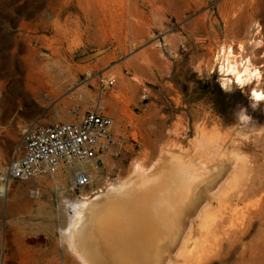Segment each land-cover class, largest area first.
<instances>
[{
	"label": "rangeland",
	"instance_id": "obj_1",
	"mask_svg": "<svg viewBox=\"0 0 264 264\" xmlns=\"http://www.w3.org/2000/svg\"><path fill=\"white\" fill-rule=\"evenodd\" d=\"M229 52L239 69L250 64L262 78L243 86L225 77L221 67ZM42 62L56 63L63 76L57 96L48 94L54 86ZM0 90L6 154L0 185L12 188L0 197V264H89L84 222L73 228L66 220L76 204L116 188L133 171L135 178L122 183L126 192L156 184L157 194L171 199L154 242L156 264L164 241L174 245L187 195L194 210L164 264H264V190L252 193L264 179V101L252 99V90L264 93V0H0ZM99 102L107 111L122 110L132 131L120 136L125 144L116 155L94 166L82 194L70 190L68 175L4 178L12 158L22 155L26 128L78 122ZM163 156L164 174L188 165L152 179ZM115 188L107 195L124 192ZM64 235L76 238L86 256L79 257L82 263Z\"/></svg>",
	"mask_w": 264,
	"mask_h": 264
},
{
	"label": "bare ground",
	"instance_id": "obj_2",
	"mask_svg": "<svg viewBox=\"0 0 264 264\" xmlns=\"http://www.w3.org/2000/svg\"><path fill=\"white\" fill-rule=\"evenodd\" d=\"M230 53L231 52H229L228 55L223 58V62H222L221 68L223 70H226L227 72V73L225 72L226 73L224 75L225 77H233L235 82L243 86H249L252 83L253 79L260 80L262 78L261 72L256 68H252L250 64H244L242 66V69H239V67L236 64L230 61ZM42 63H44L43 69H45L50 75L51 81L54 86L52 87L51 91H48V94H51V96H57L62 91L61 78L63 76L59 72L56 63H49V62H42ZM224 81L232 82V80L229 78H224ZM258 97H264V93L258 90H252L253 100H255L256 102L264 101V99H258ZM4 133H6L7 137H10L9 128H5ZM5 156L6 154L5 153L2 154L0 150V172L3 171V167H4L3 163L6 160ZM233 167H234L233 170L234 174L240 169H243V166H241V164ZM93 169L95 168L93 167ZM224 171L225 170L222 168L220 171L221 172L220 175H223ZM219 179L220 178L206 184L204 190L207 191L208 189L215 186ZM0 180H1V176H0ZM155 185L156 184H154V186H150L149 184H147L146 186L143 185L139 187V185L137 184L132 186L133 188L129 192H126V190H124L125 187L124 184L119 183L118 186L115 188V190L124 191L121 194L106 195L102 198H99L98 202L91 205H89L86 202H81V203L77 202L78 205L76 204L74 208H72L74 209L73 212L75 215L71 214V217H69L66 220L65 226L67 227L72 226L73 228L74 227L77 228L78 226H80V223L82 224V222H84L85 230L83 229L84 235L82 236V240L84 239V241L88 242V244L91 245V251L89 252V254L91 255V262H93V264H156L155 258L153 256L155 252L154 242L157 238L160 237L158 236V234L161 231H163V228L166 225L165 221L168 216L167 214L170 210L169 201L171 199H169L165 195V193H162V195L157 194ZM11 190L12 188L10 184L8 183L1 184L0 197L2 198L6 197ZM21 190L22 189H18L17 190L18 193L21 192ZM263 190H264V179L259 187L253 189L252 193H258ZM249 195L245 194L243 196L240 195V197L238 196L236 197H238L240 200H244ZM216 196L218 197V195ZM21 202H22L21 205L22 207L25 208L28 206L27 197L25 195L23 196ZM245 215L247 216V214ZM212 228L213 227H211V229ZM92 233L96 235L94 238L92 237ZM203 233H206V231ZM209 233H211V231ZM212 233L214 232L212 231ZM90 237H92V239ZM203 237H205V235ZM207 237L209 238V235ZM214 238H216V236ZM232 238L234 239V237ZM210 240L211 237L209 241ZM213 244L215 243L213 242ZM187 255L185 256L183 255V256L186 258ZM203 259L204 258H202L201 260Z\"/></svg>",
	"mask_w": 264,
	"mask_h": 264
},
{
	"label": "built area",
	"instance_id": "obj_3",
	"mask_svg": "<svg viewBox=\"0 0 264 264\" xmlns=\"http://www.w3.org/2000/svg\"><path fill=\"white\" fill-rule=\"evenodd\" d=\"M115 80L104 85L111 88ZM3 96L0 90V102ZM114 122L101 102L86 109L78 122H51L26 128L23 152L6 168L7 181L70 177V190L82 194L93 181V167L102 157L116 155L125 139L113 133ZM0 138V150H1ZM39 192H36L38 194Z\"/></svg>",
	"mask_w": 264,
	"mask_h": 264
},
{
	"label": "water",
	"instance_id": "obj_4",
	"mask_svg": "<svg viewBox=\"0 0 264 264\" xmlns=\"http://www.w3.org/2000/svg\"><path fill=\"white\" fill-rule=\"evenodd\" d=\"M88 59H90V56L89 57H85V58H83L82 60H88ZM171 160H174V158L173 157H169L168 159H167V161L168 162H171ZM157 161H158V163L159 164H157L156 166H157V169L155 170V172H154V176L152 177V179L155 177L156 178V180H158V179H162V178H164V177H169V175H171V173L173 172V170L176 168L177 170L179 169V167H181V166H187L188 164H182V163H180L179 165H177L175 168H173V170H172V172L171 173H169V174H164L163 173V164H164V162L166 161V159L164 158V156L163 157H159V158H157ZM181 172H182V168H180V170H179V173L178 174H181ZM174 174V173H173ZM135 172L133 171V173H132V175L128 178V179H126V180H124L123 182L124 183H127L128 184V182H130V181H132L134 178H135ZM159 175V176H158ZM187 178H188V175H187ZM153 181H155V180H153ZM122 182V183H123ZM150 182V181H149ZM115 188V186H113V187H111V188H109L105 193H101V194H99V195H97V196H95L93 199H91V200H88L87 201V203H90L91 201H95V200H97L99 197H104V196H106L109 192H111L110 190L111 189H114ZM191 189H192V187H191ZM204 191V190H203ZM203 191L201 192H199V196L198 197H201L202 196V193H203ZM198 195V194H197ZM188 196L189 195H187L185 198H184V200L182 201V203H181V205H182V221H181V223H179L178 225H177V227H176V237H175V239H174V245H170V241L168 242V241H164V244H163V248L160 250V254H159V256H158V258H159V261H158V264H164L165 263V261H166V258L168 257V253H170L171 254V252L173 251V249L174 248H176V246L178 245V243H179V241H180V239H181V237H182V235H183V233H184V231H185V229H186V221H188V214H191V211H193L194 210V207L192 206V208L190 209V210H188V206H187V204H186V202H187V199H188ZM99 201V200H98ZM194 204H196L197 205V202H194L193 203V205ZM196 205H194V206H196ZM70 211V210H69ZM68 211V212H69ZM180 230V231H179ZM64 238H65V241H66V243L68 244V247H69V249L75 254V256H77V258L79 259V257H82V258H84V257H86L84 254H83V252L81 251V249H80V245H79V243L77 242V240H76V238H75V241H72V240H69V239H67L66 237H65V235H64ZM85 259V258H84ZM87 259V262L89 263V264H93V262H91V260L87 257L86 258ZM79 261L81 262V260L79 259ZM82 263V262H81Z\"/></svg>",
	"mask_w": 264,
	"mask_h": 264
},
{
	"label": "crops",
	"instance_id": "obj_5",
	"mask_svg": "<svg viewBox=\"0 0 264 264\" xmlns=\"http://www.w3.org/2000/svg\"><path fill=\"white\" fill-rule=\"evenodd\" d=\"M108 101H114V98L111 97V99H107L105 98V100H103V102L108 103ZM122 111V110H121ZM119 111V109H113V110H108L106 109V115L109 116L110 118H112L113 122H114V126H113V133L116 137H120L123 136V134H128V132L132 131V129L130 130L129 127L131 126V124H128L129 122H126V124L123 122V111L121 112ZM133 134V133H131ZM110 155V154H108Z\"/></svg>",
	"mask_w": 264,
	"mask_h": 264
},
{
	"label": "snow or ice",
	"instance_id": "obj_6",
	"mask_svg": "<svg viewBox=\"0 0 264 264\" xmlns=\"http://www.w3.org/2000/svg\"><path fill=\"white\" fill-rule=\"evenodd\" d=\"M258 99H264V97H258Z\"/></svg>",
	"mask_w": 264,
	"mask_h": 264
}]
</instances>
